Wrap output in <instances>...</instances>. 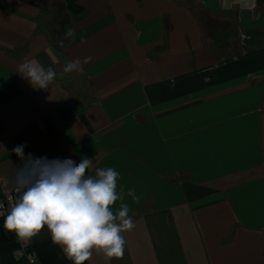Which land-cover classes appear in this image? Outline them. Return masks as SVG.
<instances>
[{"label":"crops","instance_id":"obj_1","mask_svg":"<svg viewBox=\"0 0 264 264\" xmlns=\"http://www.w3.org/2000/svg\"><path fill=\"white\" fill-rule=\"evenodd\" d=\"M33 59L58 73L47 90L16 72ZM21 144L119 173L135 227L122 259L88 264H264V0H0L12 189Z\"/></svg>","mask_w":264,"mask_h":264},{"label":"clouds","instance_id":"obj_2","mask_svg":"<svg viewBox=\"0 0 264 264\" xmlns=\"http://www.w3.org/2000/svg\"><path fill=\"white\" fill-rule=\"evenodd\" d=\"M75 36L74 28H66L65 39ZM58 43L64 46L63 40ZM91 59L76 57L65 64L63 73H80ZM16 72L33 88L43 90L58 75L54 68H45L34 59L18 64ZM25 146L12 149L23 163L12 180L18 197L4 218V228L21 241H30L46 228L53 244L72 264H84L93 251L109 261L122 259L126 244L122 234L130 232L135 223L126 203L113 211L116 201H123V188L117 193L119 173L109 167L97 168L91 175L87 173L93 164L91 159L77 164L72 159L34 158L31 153L25 155ZM128 195L139 199L134 189Z\"/></svg>","mask_w":264,"mask_h":264},{"label":"trees","instance_id":"obj_3","mask_svg":"<svg viewBox=\"0 0 264 264\" xmlns=\"http://www.w3.org/2000/svg\"><path fill=\"white\" fill-rule=\"evenodd\" d=\"M0 224L2 226L0 231V264H28L25 259L14 258L13 254L18 247L16 235L4 228V219ZM33 249L39 255L40 264H72V261L65 257L61 248L53 244L46 228L41 235L33 237ZM84 264H88V262L85 261Z\"/></svg>","mask_w":264,"mask_h":264},{"label":"built area","instance_id":"obj_4","mask_svg":"<svg viewBox=\"0 0 264 264\" xmlns=\"http://www.w3.org/2000/svg\"><path fill=\"white\" fill-rule=\"evenodd\" d=\"M15 200L10 178L7 175L0 174V223L8 214ZM17 241L18 247L13 254L15 259H25L28 264L41 263L38 253L33 249V238L30 241H21L17 238Z\"/></svg>","mask_w":264,"mask_h":264},{"label":"rangeland","instance_id":"obj_5","mask_svg":"<svg viewBox=\"0 0 264 264\" xmlns=\"http://www.w3.org/2000/svg\"><path fill=\"white\" fill-rule=\"evenodd\" d=\"M1 228H2V226H1V224H0V231H1Z\"/></svg>","mask_w":264,"mask_h":264}]
</instances>
